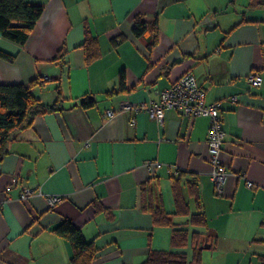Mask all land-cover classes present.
<instances>
[{
	"label": "crops",
	"instance_id": "crops-1",
	"mask_svg": "<svg viewBox=\"0 0 264 264\" xmlns=\"http://www.w3.org/2000/svg\"><path fill=\"white\" fill-rule=\"evenodd\" d=\"M27 1L45 9L24 45L0 32V49L15 56L0 57V83L38 79L33 94L47 104L61 98L62 108L17 132L0 160V264H72L70 241L55 231L64 220L94 243L92 264H144L152 250L184 252L189 262L200 252L202 264H262L264 0ZM138 16L147 23L140 36ZM88 31L101 51L91 62L82 46ZM188 70L207 102L222 101L220 156L230 173L221 192L210 177L208 117L175 109L162 124L134 110L104 116L129 100L159 101ZM253 71L260 86L248 81ZM86 95L90 107L81 104ZM150 161L162 166L152 170ZM180 172L193 211L187 182H199L208 225L185 227L201 233V249L191 240L174 247L172 227L142 207L152 186L153 202L175 212ZM25 187L32 195L22 200ZM54 196L61 200L52 206Z\"/></svg>",
	"mask_w": 264,
	"mask_h": 264
},
{
	"label": "trees",
	"instance_id": "trees-1",
	"mask_svg": "<svg viewBox=\"0 0 264 264\" xmlns=\"http://www.w3.org/2000/svg\"><path fill=\"white\" fill-rule=\"evenodd\" d=\"M44 9V5L34 4L27 0H0V32L5 38L24 45ZM146 29V21L141 16L136 17L134 33L140 36ZM156 40L157 35L154 42ZM82 46L86 51L88 62L98 58L101 54L97 38L89 31ZM0 57L10 61L15 59L14 55L1 49ZM38 82V79H32L28 84L0 83V160L8 153L9 144L17 132L32 126L38 115L62 108L61 98L52 104H47L33 94L32 89ZM120 88V90L125 88L123 76ZM94 102V99L86 95L82 98L81 104L84 107H90ZM182 175L180 172L179 176L173 179L175 212H168L162 203L153 202L154 189L152 186H146L143 189L142 207L152 213L156 225L172 227L171 241L174 247H186L191 240L197 245V249H201L200 246L203 243L201 233L190 231L185 226H207L208 217L201 203L199 182L195 179L187 182V193L195 202L193 211L183 190ZM175 216H187L188 220L186 224L180 225L175 222ZM55 231L70 241L73 249L72 264H92L97 252L94 243L87 241L82 231L72 221L64 220ZM262 260L264 264V256ZM144 264H202V257L200 252H197L193 261L189 262L184 252L152 250Z\"/></svg>",
	"mask_w": 264,
	"mask_h": 264
},
{
	"label": "built area",
	"instance_id": "built-area-1",
	"mask_svg": "<svg viewBox=\"0 0 264 264\" xmlns=\"http://www.w3.org/2000/svg\"><path fill=\"white\" fill-rule=\"evenodd\" d=\"M249 83L252 86H260L263 83V77L257 72H251L247 76ZM51 79L50 76L43 77V80ZM233 101H237L236 95L232 96ZM169 109L181 111L188 119L197 117L209 118V136L207 139L209 161L212 165L210 177L216 185L217 191L221 192L224 183L230 173L227 166L221 160V151L223 149L225 130L222 117V101L216 100L207 102L206 91L200 86L198 79L192 70L185 72L176 82L170 87L161 92L159 101H142L135 103L131 100L124 102L118 109H109L105 111L104 116L110 118L122 111H136L139 113H147L150 118L162 124L165 113ZM160 162H149V167L152 170L161 167ZM242 176L246 177L243 172ZM248 186L253 187V183L248 181ZM32 190L24 188L21 191V199L30 198ZM61 200V197L54 196L50 199V204L53 206Z\"/></svg>",
	"mask_w": 264,
	"mask_h": 264
}]
</instances>
